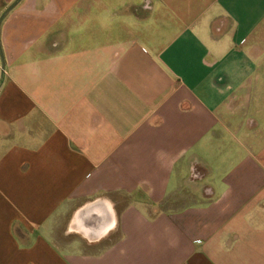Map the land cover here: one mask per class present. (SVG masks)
<instances>
[{
    "label": "crops",
    "instance_id": "0c3cea01",
    "mask_svg": "<svg viewBox=\"0 0 264 264\" xmlns=\"http://www.w3.org/2000/svg\"><path fill=\"white\" fill-rule=\"evenodd\" d=\"M0 46V264H264V0H20Z\"/></svg>",
    "mask_w": 264,
    "mask_h": 264
},
{
    "label": "water",
    "instance_id": "95a60500",
    "mask_svg": "<svg viewBox=\"0 0 264 264\" xmlns=\"http://www.w3.org/2000/svg\"><path fill=\"white\" fill-rule=\"evenodd\" d=\"M20 0H12L8 5H6L4 7V9L2 10V12L0 13V22L3 18V16L12 8L14 7ZM0 59H1V64L3 66L4 62H3V54L1 52V46H0Z\"/></svg>",
    "mask_w": 264,
    "mask_h": 264
},
{
    "label": "rangeland",
    "instance_id": "374dc122",
    "mask_svg": "<svg viewBox=\"0 0 264 264\" xmlns=\"http://www.w3.org/2000/svg\"><path fill=\"white\" fill-rule=\"evenodd\" d=\"M200 181H202V182H206V183H210V182H212V176L211 175H207L205 178H203V179H200V180H198L197 182L199 183ZM201 183V182H200ZM181 195H189V191H187V190H182V192L179 194V196H181ZM252 257H254V256H252Z\"/></svg>",
    "mask_w": 264,
    "mask_h": 264
}]
</instances>
